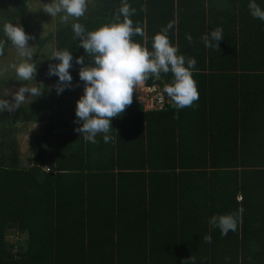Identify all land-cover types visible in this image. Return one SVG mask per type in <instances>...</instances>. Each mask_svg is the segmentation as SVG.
Wrapping results in <instances>:
<instances>
[{
  "label": "trees",
  "instance_id": "16d2710c",
  "mask_svg": "<svg viewBox=\"0 0 264 264\" xmlns=\"http://www.w3.org/2000/svg\"><path fill=\"white\" fill-rule=\"evenodd\" d=\"M121 3L88 0L83 17L44 36L30 0L0 5V28L20 24L36 43V84L47 86L20 108L0 111V264H193L192 257L195 264H264V21L250 15L248 0H127L149 50L153 35L175 22L168 37L196 59L199 99L174 109L163 92L171 73L150 76L144 85H159L169 102L146 110L134 89L131 105L111 120L115 141L98 134L86 142L74 130L83 93L75 58L90 60L71 24L94 30L115 22ZM216 27L219 47H205L201 37ZM11 48L6 41L0 60ZM57 48L73 55L72 85L60 94L58 78L48 75ZM18 86L1 79L0 95L11 102ZM19 123L41 124L27 167ZM213 214L238 216L237 229L221 235L208 224Z\"/></svg>",
  "mask_w": 264,
  "mask_h": 264
},
{
  "label": "clouds",
  "instance_id": "9594fccd",
  "mask_svg": "<svg viewBox=\"0 0 264 264\" xmlns=\"http://www.w3.org/2000/svg\"><path fill=\"white\" fill-rule=\"evenodd\" d=\"M247 7L253 18L264 21V7L257 0H248ZM43 10L51 18L59 16L61 22L67 23L70 18L78 20L83 17L88 8V0H45ZM127 0H122L115 22L103 24L94 30H88L79 22L71 24L74 39L78 46L84 49L90 62L85 63L84 56H77L75 63L81 65L78 71L79 80L83 82V93L75 106V121L78 124L74 130L86 142L96 143L97 135H101L104 143L114 142L111 134V120L124 113L133 101L134 89L142 85L150 76L159 80L161 74L171 73V83L165 84L163 92L171 100V107L182 109L190 107L199 99V92L193 78L197 61L194 57H185L178 53V47L170 43L168 32L174 28L170 21L160 32L151 38V50L146 47L147 36L142 26L133 25L130 18L135 14ZM123 17V20L120 17ZM0 31L7 37L6 41L16 48L21 62L13 63L16 79L24 82L37 81L35 73L37 63L33 62L34 52L28 43L30 35L20 24L7 22ZM133 35L143 38V43L134 41ZM223 29L216 27L206 32L202 37L205 47H219L223 38ZM186 39L192 42L191 34L186 33ZM3 37H0V56L4 55ZM48 59L58 63L49 65L48 75H55L57 94L62 93L72 85L73 55L69 49H54ZM43 82L28 86L27 83L11 93V102L0 96V111L12 112L20 108L27 96L40 97L46 89ZM26 93L28 95H26ZM118 132V130H117ZM242 213L243 209L238 210ZM238 216L232 214H213L208 218L210 228H219L221 235L237 229ZM206 243H211L212 237H203ZM193 264L195 258L192 257Z\"/></svg>",
  "mask_w": 264,
  "mask_h": 264
},
{
  "label": "rangeland",
  "instance_id": "374dc122",
  "mask_svg": "<svg viewBox=\"0 0 264 264\" xmlns=\"http://www.w3.org/2000/svg\"><path fill=\"white\" fill-rule=\"evenodd\" d=\"M14 0H0V5H11ZM31 7L30 11L32 15L39 20V24L43 27V31L41 35H48L50 31H53L57 28L58 23L60 22L59 16L55 18H51L49 14H47L43 10V5L45 0H30ZM28 43L35 53L36 43L29 39ZM46 51L50 50V47L45 49ZM21 62V58L19 57L16 48H11L9 54L6 58L0 60V80L1 79H9L11 86H15L16 83L19 84L18 87L23 83H27L24 81H20L15 77V71L11 67L13 63ZM30 83V84H29ZM28 86H32L36 84V81H29ZM141 86V85H140ZM140 86L137 88L139 90ZM17 87V89H18ZM7 90V88H6ZM5 90V91H6ZM3 93H1L2 95ZM0 95V96H1ZM26 95H28L26 93ZM31 96H27L26 98H30ZM20 132L17 135L19 142V149L21 153V166L27 167L33 163L35 157V149L37 147V139L41 136V124L35 123H19L18 124Z\"/></svg>",
  "mask_w": 264,
  "mask_h": 264
},
{
  "label": "built area",
  "instance_id": "2783aa9c",
  "mask_svg": "<svg viewBox=\"0 0 264 264\" xmlns=\"http://www.w3.org/2000/svg\"><path fill=\"white\" fill-rule=\"evenodd\" d=\"M138 98L144 103L146 110L161 109L169 102L164 96V93L160 90L159 85L153 87H147L144 83L140 86L139 90L136 89ZM49 170V168H47Z\"/></svg>",
  "mask_w": 264,
  "mask_h": 264
},
{
  "label": "bare ground",
  "instance_id": "6f19581e",
  "mask_svg": "<svg viewBox=\"0 0 264 264\" xmlns=\"http://www.w3.org/2000/svg\"><path fill=\"white\" fill-rule=\"evenodd\" d=\"M164 87V86H163Z\"/></svg>",
  "mask_w": 264,
  "mask_h": 264
}]
</instances>
